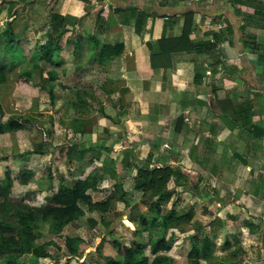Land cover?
<instances>
[{"label": "crops", "instance_id": "0c3cea01", "mask_svg": "<svg viewBox=\"0 0 264 264\" xmlns=\"http://www.w3.org/2000/svg\"><path fill=\"white\" fill-rule=\"evenodd\" d=\"M113 1L115 7L125 6L123 0ZM84 3L71 0L68 10L81 14ZM183 3L212 9L194 12L183 49L167 43L161 50L157 40L179 36L184 13L173 23L158 12L136 26L135 12H110L107 20H115L103 22L104 41H122L125 48L104 64L95 61L94 43L87 44L84 59L103 70L107 83L106 89L98 86L107 98L102 142L117 160V174L108 175L115 182L127 174L134 178L137 165L149 158L152 164L181 169L183 176L176 181L181 193L188 192L187 185H202L210 196L220 190L226 197L214 201L222 208L213 216L219 226L215 229L212 219L206 231L211 230L217 247L216 239L242 220L241 234H229L235 242L243 238L245 264H264V0ZM252 41L257 49L251 48ZM197 201H205L204 196L196 193Z\"/></svg>", "mask_w": 264, "mask_h": 264}, {"label": "rangeland", "instance_id": "374dc122", "mask_svg": "<svg viewBox=\"0 0 264 264\" xmlns=\"http://www.w3.org/2000/svg\"><path fill=\"white\" fill-rule=\"evenodd\" d=\"M103 1L108 3L101 4ZM144 1L146 0H125L123 5L126 7L135 2L139 8L127 12L131 15L133 12L138 14L142 13L139 4L145 3ZM180 1L159 0L169 5L179 4ZM84 2V12L72 14L68 10L71 0H0L3 8L0 13V60L8 64L6 80L0 83V103L5 111L4 119L0 120V180L7 179L6 172L9 167L14 177L10 189L12 196L25 197L30 204H41L57 190L60 181L71 184L81 175L84 177L97 170L104 175L105 180L97 190L91 191L94 200L112 198L109 212L104 214L89 210L75 223L66 225L58 233L53 231L52 221L38 222L35 229L44 234L40 242L52 239L56 241L48 247L52 255L41 258L38 264H66L70 258L65 242L67 236L74 238L80 252L79 256L70 258L69 264H106L104 255L122 258L114 239L128 244L135 238L139 215L147 210L146 203L151 201L147 195L134 189V178L129 174L119 176L127 193V200H120L119 191H115L114 187L115 179L108 175L117 168V160L111 158L110 150L102 142L105 138L102 131V118L105 114L103 102L107 98L101 95L98 86L103 85L106 89L107 83L103 70H99L94 61L86 62L84 56L87 44L93 42L91 35L95 34L104 41L105 23L112 25L115 20L111 18L108 21V15L113 11H121L116 9L113 0ZM56 13L65 20L59 22L57 28L68 29L60 38L55 31ZM84 17L86 21L82 22ZM174 18L169 20L175 23L178 16ZM9 29L12 30L20 48V58L16 61H13L12 53L8 51ZM47 31H52L53 43L62 47L58 52L59 56H55V60H59L58 63L46 62L38 56L41 53V45L48 39ZM79 66L82 69L79 70ZM49 69L58 74L54 81L45 78ZM226 70L232 75L233 71H230L229 67ZM10 117L27 121L24 127L11 129L6 121ZM72 146L86 149L83 160L77 159L75 152L69 154L68 150ZM36 148L41 149L42 153H26ZM25 168L32 169L35 173L29 181L17 177L19 171ZM176 181L178 180L169 183V187L176 191L164 202L163 213H168L174 208L178 214L188 215V218L179 220L178 223L169 222L170 226L166 229L158 223L153 227L152 235H176L173 248L161 253L170 256L173 264H193L189 255L191 236L198 232V227L201 228L203 231L200 230L197 237V242L201 243L204 234L211 232L206 229H209L208 224L212 219L215 229L218 228L220 220L213 216L222 207L216 206L214 201L224 199L226 194L223 195L220 190L215 189L213 196L206 195V188H202V185L198 188L187 185L185 190L188 192L181 193L176 188ZM196 193L204 196L205 201L193 202ZM210 209H213L212 213ZM201 222L205 224V228ZM241 223L242 220L230 227L228 234L222 233V239H216L217 255L201 259L202 264H218L235 259V264H245V245L241 244L243 238L240 237V240L235 242L232 236L234 233L229 232L238 231ZM227 238L233 242L229 248L224 247ZM145 239L148 240L147 233ZM101 242L103 246L100 255L97 247ZM146 252L149 254L148 248ZM22 259L24 264H34V257L30 254Z\"/></svg>", "mask_w": 264, "mask_h": 264}, {"label": "trees", "instance_id": "16d2710c", "mask_svg": "<svg viewBox=\"0 0 264 264\" xmlns=\"http://www.w3.org/2000/svg\"><path fill=\"white\" fill-rule=\"evenodd\" d=\"M146 2L141 5L142 13L137 14L136 26H140V22L143 19V17L140 16L157 15L158 12H162V14L169 19L177 16L178 13L172 14L164 12L168 6L192 8L198 6L197 4L187 5L185 3L181 5H169L155 2V0L148 1L150 3ZM137 8H139V6L136 4H129L126 7L118 5L116 7V9L120 11L136 10ZM2 9V5L0 4V13ZM194 12V9L183 12L185 20L182 32L179 36L163 37L157 40L158 45H160L159 47L162 48L161 50L165 48L164 45L167 43L172 45L173 50L184 48L182 44L188 38L194 25ZM54 17L57 20L55 31L58 32L57 36L60 38L68 29L63 28L59 30L57 28L58 23L65 21L64 17L57 13ZM229 30L233 33L231 24H229ZM47 36L48 39L41 45V53L38 56L46 62L58 63L59 60L56 61L55 56H59L58 52L62 47L58 43H53L54 36L52 31H47ZM7 40L8 51L12 53L13 61H16L20 58V48L10 29L7 30ZM91 40L95 45V49H97L96 56L94 57L95 61L100 64H104L109 59L122 54L125 48V44L122 41L116 43L102 42L95 34L91 35ZM174 45L177 47H174ZM258 47L259 45L256 41L251 42L252 49H257ZM7 66L8 64L6 62L0 60V83L6 80L5 72ZM80 69H82L81 66H79V70ZM46 72L47 75L45 78L49 81H54L58 77V74H55L52 69ZM4 112V108L0 103V120L4 119ZM238 112L239 111H236L235 115L239 114ZM6 121L11 129H20L24 127L27 120L21 121L10 117ZM85 150L86 149H77V147L72 146L68 152L69 154L75 152L77 154V159L83 160L86 152ZM26 153H42V150L36 148L28 150ZM6 174L7 179L4 181L0 180V264H24L22 258L27 254L34 257V264H38L41 258H47L52 255L48 247L51 244H55L56 241L52 239L40 242L44 234L35 229V225L38 222L52 221V229L58 233L61 232L66 225L75 223L89 210H97L104 214L110 211L112 202L111 197L106 200H94L91 193L92 190H97L104 180V175L97 170L90 172L85 177L81 175L71 184L66 183L64 180L60 181L57 190L46 198L45 203L41 204H30L25 197H13L10 189L13 185L14 177L9 167H7ZM34 174L32 169L25 168L19 171L17 177L24 181H29ZM116 174L117 171L113 170V175ZM182 176L183 173L179 167L168 164L158 166L152 164L149 158L141 161V163L137 165V173L134 176V189L141 191L143 195H147L151 201L146 203L147 210L139 215L135 238L128 244L123 243L119 239H114V244L118 248L122 258L104 255L103 257L106 264H173L172 258L161 252L169 251L173 248L177 238L176 235L166 237L164 234H161L155 237L152 235V232L153 227H156L158 223L162 224L164 229H166L170 226L169 222L175 221V223H178L179 220L188 218V215L178 214L174 208L168 213H163L164 202L168 201L174 191H176L169 188V182L172 178L179 180ZM114 187L115 191H119L118 198L123 201L127 200L125 197L127 193L124 190V185L117 178ZM146 233L148 240L145 239ZM191 237L192 242L189 255L193 259V264H202L201 259H209L211 255H214L216 242L212 236L207 233L204 234L201 243L197 242V237H199L198 232ZM78 240L79 239H77V241ZM65 242L69 249L70 258L80 255L73 237L67 236ZM102 246L103 242L97 247V252L100 255L102 254ZM231 246L232 242L227 238L224 242V247L229 248ZM146 248L149 249V254L146 252ZM70 258L67 259L65 262L66 264L70 263ZM235 260L229 262L223 261V263L218 264H235Z\"/></svg>", "mask_w": 264, "mask_h": 264}, {"label": "water", "instance_id": "95a60500", "mask_svg": "<svg viewBox=\"0 0 264 264\" xmlns=\"http://www.w3.org/2000/svg\"><path fill=\"white\" fill-rule=\"evenodd\" d=\"M131 4H135V3H131ZM190 9H194L195 11H201V10H207V11H211L212 9L205 5V6H196V7H175V6H168L166 7V9L164 10V12H169V13H172V14H176V13H183L187 10H190ZM233 22L236 23V20L233 19ZM236 29V28H235Z\"/></svg>", "mask_w": 264, "mask_h": 264}]
</instances>
